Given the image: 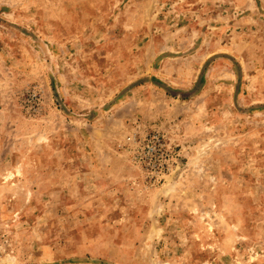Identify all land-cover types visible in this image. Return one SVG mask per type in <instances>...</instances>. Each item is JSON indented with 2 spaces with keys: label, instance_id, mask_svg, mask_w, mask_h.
<instances>
[{
  "label": "rangeland",
  "instance_id": "1",
  "mask_svg": "<svg viewBox=\"0 0 264 264\" xmlns=\"http://www.w3.org/2000/svg\"><path fill=\"white\" fill-rule=\"evenodd\" d=\"M0 264H264V0H0Z\"/></svg>",
  "mask_w": 264,
  "mask_h": 264
}]
</instances>
